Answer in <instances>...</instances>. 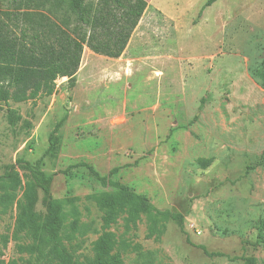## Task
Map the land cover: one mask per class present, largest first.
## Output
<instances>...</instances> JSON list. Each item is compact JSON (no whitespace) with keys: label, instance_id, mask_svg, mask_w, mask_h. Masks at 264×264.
<instances>
[{"label":"rangeland","instance_id":"obj_1","mask_svg":"<svg viewBox=\"0 0 264 264\" xmlns=\"http://www.w3.org/2000/svg\"><path fill=\"white\" fill-rule=\"evenodd\" d=\"M145 1L121 57L85 47L75 84L0 102V264H60L26 164L80 264H264V0Z\"/></svg>","mask_w":264,"mask_h":264},{"label":"trees","instance_id":"obj_2","mask_svg":"<svg viewBox=\"0 0 264 264\" xmlns=\"http://www.w3.org/2000/svg\"><path fill=\"white\" fill-rule=\"evenodd\" d=\"M14 1H20V18L0 11V102L5 104L52 96L59 78L75 84L85 47L100 56L121 57L148 6L145 0ZM217 1L207 0L202 11ZM71 14L76 16L75 26ZM25 167L46 196L44 243L60 264H80L66 252L59 234L60 207L47 186L53 176L47 178L30 164ZM96 175L104 186L120 187L108 177ZM146 212L154 220L176 222L183 228L182 214L151 203H147ZM243 264L256 263L246 258Z\"/></svg>","mask_w":264,"mask_h":264}]
</instances>
